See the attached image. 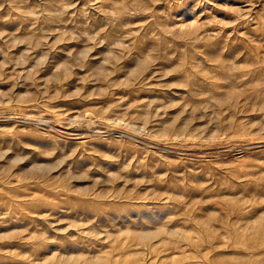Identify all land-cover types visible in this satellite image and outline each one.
<instances>
[{
	"label": "rangeland",
	"instance_id": "374dc122",
	"mask_svg": "<svg viewBox=\"0 0 264 264\" xmlns=\"http://www.w3.org/2000/svg\"><path fill=\"white\" fill-rule=\"evenodd\" d=\"M0 264H264V0H0Z\"/></svg>",
	"mask_w": 264,
	"mask_h": 264
}]
</instances>
